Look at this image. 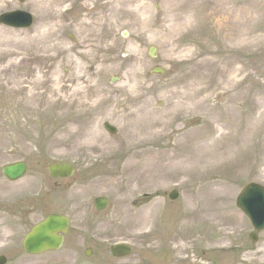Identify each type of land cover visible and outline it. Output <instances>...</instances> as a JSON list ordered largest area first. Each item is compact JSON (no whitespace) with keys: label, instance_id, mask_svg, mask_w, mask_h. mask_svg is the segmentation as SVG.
I'll use <instances>...</instances> for the list:
<instances>
[{"label":"rangeland","instance_id":"rangeland-1","mask_svg":"<svg viewBox=\"0 0 264 264\" xmlns=\"http://www.w3.org/2000/svg\"><path fill=\"white\" fill-rule=\"evenodd\" d=\"M241 1L243 6L246 1L258 6L251 26L264 37V0ZM38 2L0 0V16L23 10L34 17L29 29L0 24V33L7 41L0 51L17 53L12 60H0V251L20 248L23 235L34 223L61 212L72 217L73 233L95 234L89 239L91 244L97 242L98 248L130 241L137 250L130 258L133 264H174L164 245L158 251L155 248L162 244V228L155 225L158 232L143 236L149 212L136 214L157 201L163 211L169 208L162 237L173 232L186 207L197 209L192 221L200 218L210 225L205 232L193 235V249L185 255L189 260L181 264L194 263L197 258L219 261L211 255L212 249L237 244L238 234L249 228L237 208V196L249 182L264 185V145L255 150L252 166L237 161L238 148L232 146L233 151L214 161L208 172L198 170L192 175L182 161L186 153L175 162L161 163L157 153L145 158L148 167L143 180L138 168L128 167L133 161L123 146L130 123L126 115L145 106L158 116L176 114V104L183 96L193 95L191 102H186L193 106V114H187L191 119L182 113L179 123L187 129L179 141L193 142L192 156L197 154L199 143L204 146L206 137L216 135L220 127L227 133L224 114L238 117L243 141L244 123L249 119L250 126L254 125L261 111L257 100L264 92L260 84L264 81V42L242 45L234 36L242 26L223 30L218 19L205 18L217 8L215 4L199 14L202 20L196 18L178 33L168 21L171 0L130 4L129 0H69L50 6ZM204 6L199 3L197 11ZM86 23L96 30L93 48L81 46L87 35ZM151 47L158 49L155 59L149 56ZM106 58L109 61L105 62ZM156 66L166 69V74H151ZM46 73L53 78L84 77L80 87L83 98L90 100L86 107L89 114L78 123L71 121L69 112L57 104L60 96L42 86ZM243 77L248 78L254 95L247 101H242L238 87ZM113 78H118L115 84ZM34 81L37 84L33 86ZM207 95L210 100L201 101ZM210 116L219 122L206 126L205 117ZM105 122L118 129L116 136L105 131ZM92 129L102 139L100 149L92 141ZM174 136L171 138L176 141ZM156 147L154 150L160 149ZM228 157L237 159H225ZM19 162L28 164V174L22 181L10 183L1 170ZM51 163L71 164L75 175L67 181H55L47 172ZM208 182L215 183L202 189ZM174 190L179 192L176 201L169 198ZM97 197L109 200L103 213L93 207ZM154 218L160 217L149 218L150 223ZM205 242L208 250L204 254ZM148 245L154 249L149 250ZM218 257L229 263L235 258L233 254ZM253 263L261 264L257 254Z\"/></svg>","mask_w":264,"mask_h":264},{"label":"bare ground","instance_id":"bare-ground-1","mask_svg":"<svg viewBox=\"0 0 264 264\" xmlns=\"http://www.w3.org/2000/svg\"><path fill=\"white\" fill-rule=\"evenodd\" d=\"M69 0H39L38 4L48 5L56 4L60 5ZM128 2V0H122ZM141 0H129V4L133 2H140ZM197 1V2H196ZM212 2V4H210ZM244 2V1H243ZM205 5L200 12L197 11L198 4ZM241 0H171V4L168 7V21L173 28L177 30L178 33H181L182 30L188 28V24H194L196 18H201L199 14H204L208 10V5H216L217 8L212 11L213 13L205 18H214L218 19L221 22V28L226 30L228 27L233 25L242 26V31L234 33V36L239 37V41L242 45L246 46H256L264 42V37H261L259 34L258 28L251 26L254 18L251 19L252 14H254L257 9L255 2L246 1L244 6L241 4ZM203 17L201 18V20ZM103 21L102 27L105 24V19ZM87 35L81 44V46L86 47L91 46L93 48L94 37L96 38V30L91 27V24H84ZM234 31V30H232ZM7 32V31H6ZM8 33V32H7ZM3 33H0V48L4 45H7L6 39L2 36ZM0 51V60H12L11 57L17 55V53H9L6 49ZM105 60H102V62ZM109 58H106L107 62ZM84 77L74 76L69 79L63 78H53L49 77L46 73L42 78V86L45 87L47 91H50L53 96H60L57 100V104L64 108L71 117V121L77 122L80 118L87 116L86 107L89 106L90 100H86L84 97L83 89L80 87L81 82ZM248 78L243 77L239 80L238 87L240 88V95L242 101H247L253 99V90L247 84ZM37 82L34 81L33 86ZM260 84L264 85V81ZM260 98L257 100L260 101L261 111L259 113V118L254 120V125L250 126V121L248 119L247 124L244 123L245 130L244 139L242 141V129L240 127V121L238 122V117H229L227 114L223 116V123H225V130L219 128L216 131V135H210L206 138L208 142L205 145H201L203 142L199 143V148L197 154L192 156V141L188 143L179 141V137L186 136V128H181L179 124L183 119H181L182 113L186 117H189L187 114H193V106H188L186 102L194 97L193 95L183 96L182 102L176 104L175 112L176 114H166V116H158L152 111L145 107L140 109H135L131 112H128L126 118L130 120L129 126L127 128V135L125 136V142H123L124 148L128 152V158L130 161H133L132 164H129V168H138L140 171L139 178H146V172L148 165L145 162L146 157H155L158 153V163H161L164 160L168 162H175L176 159L183 155L187 154V157L182 160L183 163L187 164L188 171L190 174H196L201 171L203 174L208 172L212 163L220 157H225L227 154L233 151V147H237L238 151L236 157L241 159L242 162H246L249 166H252L253 158L257 157L255 150L261 148L264 145V92L259 94ZM211 98L210 95H207L201 101H209ZM189 102V103H190ZM201 102V103H203ZM201 106V104H200ZM196 108V106H195ZM76 113L75 116H71L72 113ZM95 116H97L94 113ZM191 119V117H189ZM219 118H214L212 116L205 117V125L211 124L212 122H219ZM253 120V117L251 118ZM167 134V130H169ZM173 129V130H172ZM167 134V136H166ZM175 134L176 141H173L171 136ZM97 130L92 129L90 136L92 141L100 149L102 139L97 136ZM241 143L240 146L238 144ZM156 144H159L156 147ZM233 146V147H232ZM160 148L154 150V148ZM194 147H196L194 145ZM200 153V154H199ZM235 157V159H237ZM241 157V158H240ZM137 161L135 162V160ZM247 166V165H246ZM248 167V166H247ZM201 177V175H200ZM213 183H205L202 189H209ZM169 210V208H167ZM149 212L148 219L144 220L145 225H149L146 233L151 235L154 230V224L150 223L151 217H161L166 216L168 213L161 209V204L157 201L149 203L148 207L142 209V215H145ZM197 212V209H183L181 214L178 216L177 226L173 232L167 237H160L162 244L158 245L156 248L167 249L170 255L172 256L170 260L175 261L174 264H181L183 261H188V257H185L191 249H193V235L201 232H205L207 227H210L208 222L204 219H196L195 221L191 220V216ZM153 225V227H152ZM208 233V231H207ZM154 235V234H153ZM152 235V236H153ZM169 255V254H168ZM170 255L168 257H170ZM244 261L249 263L247 257L244 258ZM260 261L261 264H264V252H260ZM195 263V262H194ZM226 264H228L226 262Z\"/></svg>","mask_w":264,"mask_h":264},{"label":"flooded vegetation","instance_id":"flooded-vegetation-1","mask_svg":"<svg viewBox=\"0 0 264 264\" xmlns=\"http://www.w3.org/2000/svg\"><path fill=\"white\" fill-rule=\"evenodd\" d=\"M74 233H69L68 236ZM76 237L86 239V235L76 233ZM244 237L240 243V249L243 253H254L264 250V233H257L252 238L249 235L242 234ZM68 238V237H66ZM65 238V241L67 240ZM256 239V241H254ZM68 242V248H62L50 251L41 255H30L23 249H14L6 255L5 264H121L114 259L109 250L96 247H80L81 243L73 239ZM66 244V243H65Z\"/></svg>","mask_w":264,"mask_h":264},{"label":"water","instance_id":"water-1","mask_svg":"<svg viewBox=\"0 0 264 264\" xmlns=\"http://www.w3.org/2000/svg\"><path fill=\"white\" fill-rule=\"evenodd\" d=\"M18 16H21V19H22L20 21L21 23L18 21V19H15ZM0 22L7 24V25L15 26V27H28L31 24V20L26 14L13 15V16H8L6 18L3 17L0 19ZM154 52H155L154 49L151 50L150 52L151 56H154ZM154 72L159 73V74L163 73L161 69H156L154 70ZM106 128L110 133L112 134L116 133V130L110 127L109 125H106ZM49 170H50V173L54 177H59V176L68 177L73 174V169L65 165H53V166H50ZM25 173H26L25 164H16V165H12V166H8L4 168L5 176L11 181L19 180L21 177L25 175ZM247 190L251 191L253 189L252 187H249ZM258 194H259L258 192H252V195L254 196H258ZM176 197H177L176 194L172 195L173 199H175ZM261 198H263V203H264V191L262 192ZM254 202L262 205V202L260 200L259 201L254 200ZM261 225L262 227L264 226V220ZM66 226H67V223L65 219L58 217V216H51L45 223L35 228L33 233L36 236L31 237L35 239V247L40 248V249L60 248V244L62 242L61 239L56 238L55 236L51 237V235L56 234L58 232H65ZM31 238H29L26 243L27 248H30Z\"/></svg>","mask_w":264,"mask_h":264}]
</instances>
